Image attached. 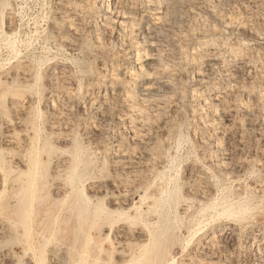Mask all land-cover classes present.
<instances>
[{
	"label": "bare ground",
	"instance_id": "1",
	"mask_svg": "<svg viewBox=\"0 0 264 264\" xmlns=\"http://www.w3.org/2000/svg\"><path fill=\"white\" fill-rule=\"evenodd\" d=\"M166 1L54 0L51 41L35 58L30 44L22 55L12 34L0 33V47L10 55L0 64V264H177V252L192 244L197 251L204 237L201 252L214 258L216 234L228 221L250 217L251 194L264 184L247 185L244 197L220 184L229 174L221 139L214 145L207 135L195 141L204 161L193 158L179 183L172 158L169 169L162 167L157 136L168 132L166 109L177 110L186 97L211 115L210 125L232 121L229 83L239 75L262 81L264 66H238L239 49L222 57L217 44L205 41L197 48L194 73L211 85L188 97L181 53L178 47L165 51L158 35L206 38L214 32L191 14H175L174 7L168 12ZM6 5L0 0V8ZM7 24L11 32V18ZM106 58L110 64L97 63ZM78 74L84 81L76 85ZM247 94L256 102L255 111L244 109L251 123L264 114V89ZM108 122L127 130L130 142L119 135L116 143L102 145ZM74 130L94 147H84ZM258 211L264 217V203Z\"/></svg>",
	"mask_w": 264,
	"mask_h": 264
},
{
	"label": "rangeland",
	"instance_id": "2",
	"mask_svg": "<svg viewBox=\"0 0 264 264\" xmlns=\"http://www.w3.org/2000/svg\"><path fill=\"white\" fill-rule=\"evenodd\" d=\"M2 1L6 2L7 5L5 9L2 7L0 8V33L12 34V37H14L19 44L18 46L22 51V55L25 53L24 46L30 44L29 48L31 53H29V56L32 54V57L35 58V54L38 56L41 53V47L51 41L50 19L54 12L52 8L54 0ZM179 4L180 6H178ZM206 4H209L212 7H207ZM164 5L166 6L168 12L171 10V7H174L176 10L175 14L180 16L182 15L185 18L186 15L191 14L190 16H193L195 19H193L195 21L194 23L204 21L209 27L212 26L215 28L210 27L214 33L209 34L206 38L195 36L191 32L178 34L177 36L171 34L166 35L164 33V35H158V39L160 41L162 40L161 42L159 41L160 46L164 48L165 51L167 49L171 50L178 47L177 49H179V52L181 53L182 63L180 62L181 65L179 66L185 74L183 85L188 97L193 91L204 90V88L211 85V82L209 83V80L206 77L197 78L194 73L197 69V63H195L197 61V59H195V54L198 50L197 48L199 44L205 41L217 44L220 53L223 55L222 57L237 53L240 50L243 57L241 61H238V66H242L244 63H247V66L253 64L255 67L264 66V0H222L221 4L217 3L216 0H167L164 2ZM211 12L214 13L212 14ZM1 13L4 17H2ZM8 18H11L13 25L11 32L7 30ZM108 38L109 37H105V41L109 43L110 38ZM112 48L115 49L113 44L109 46L110 53L113 51ZM0 50V64L7 63L10 55H8V53L6 54L3 47H0ZM109 52L108 55H110ZM67 54L77 61H81L83 59L79 52H65V55ZM110 59L111 58L109 57V60ZM109 60L107 58L102 60L99 59L97 60V63L104 61L105 63L110 64ZM83 81L84 77L78 74L76 85L83 83ZM228 87L232 90V96L230 98L231 107L234 108H231L233 113L232 121L231 119L219 121L213 118L215 121L212 125H210L208 120H212L211 115L207 114V111L204 110L202 106L200 107L197 103H191V100H189L190 98L186 97L185 102L181 104L177 110L166 109V111H168L167 113L165 112L163 116L165 117L166 122L165 128L168 132L166 136H163L164 138L159 135L157 136V140L159 139V142H157L161 145L159 150H157V153L161 154L159 156H161L160 158L164 160L162 167H166L167 169L170 168L169 163L170 160L173 159V166L175 167L174 169L176 170V174H178L177 179L179 183H181L180 181H184V178L188 175L189 163L193 158H197L200 162L204 161L202 155L203 150L197 146L195 141L200 138V136L207 135L206 137L209 138L210 142L214 145L213 142H216V138L221 139L222 142H220L222 143L221 145H223L222 149L224 150V155H226L223 157L225 158L229 174L225 176V179L220 180L222 181L220 184L224 187H229L231 192L240 190L242 192L241 197H244L248 195L246 192L247 185L251 189L254 188L253 186L255 185L258 186V182L264 184V129L262 130V128H259L261 127V122H264V114H256L255 119L252 121L253 125L252 122H247V117L244 115L245 107L253 108L255 111L256 103L252 94L248 96L247 90L251 88L257 90L264 89V80L258 82V79H251L247 81L244 75H239L236 80L229 83ZM100 94H104L103 90H101ZM189 102L192 107L194 106V110H196L197 113H200L201 116L196 113L195 118L190 117L188 111ZM40 110L42 111V108ZM148 114L152 115L151 113ZM152 118L154 123V117ZM238 123L242 124L239 129L238 127H234L238 125ZM213 126H215V128ZM103 128L104 135L102 134L101 137L104 143L102 145L116 143L115 141H117L119 135L124 136L127 141L130 140V133L123 128L121 129L120 126L116 127L111 122H108ZM75 133L78 134L76 130H74L73 135L77 137L80 143H83L84 147H94H92V145L88 142H83L84 140L82 141L80 134L77 135ZM160 137H162V139ZM177 137H181L180 139L182 141H180V145L176 143ZM138 152V149L134 151L135 157L140 156L139 154L137 155ZM174 158L177 159L174 160ZM98 160L101 162L102 158L99 157ZM237 161L244 163L243 167H241L242 169L233 167L234 163ZM171 169L175 171L173 168ZM121 172L126 173L124 171ZM250 185L252 187H250ZM263 186L260 190L255 189V191L251 194L253 196V200L250 203V217L252 219L248 217L241 222L228 221L229 225H226L228 227H225L223 231L216 234V240L215 238L213 239L214 244L216 243L214 245L215 251L212 253V257L214 258H210L211 255H206L204 252H201L202 245H204L207 241L204 237V243L202 240V243L199 245L197 251L192 249L194 247L193 244L189 245L182 251H178L177 264H264V249L262 248L264 242H261V238H264L261 231L264 230V217L258 213L259 205L264 203ZM182 193L185 196L186 193H184V191H182ZM255 193L257 195H255ZM257 213L258 215H256ZM174 227V231L176 232L177 228L180 227V223L174 225ZM172 229L173 227L171 230ZM254 237L255 240H253ZM53 242L60 243V241L57 242L56 240ZM174 247L179 250L177 245H174ZM188 251H191L193 254ZM188 254L192 256H187ZM199 254L201 256H199ZM182 255L185 256L183 257ZM187 258L189 259V262H185L188 261ZM183 259L186 260L183 261Z\"/></svg>",
	"mask_w": 264,
	"mask_h": 264
}]
</instances>
